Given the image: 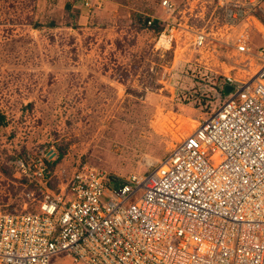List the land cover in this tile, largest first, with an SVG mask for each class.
Instances as JSON below:
<instances>
[{
	"label": "rangeland",
	"instance_id": "374dc122",
	"mask_svg": "<svg viewBox=\"0 0 264 264\" xmlns=\"http://www.w3.org/2000/svg\"><path fill=\"white\" fill-rule=\"evenodd\" d=\"M98 1L0 0L1 211H29L48 194L27 175L41 158L54 161L51 193L81 162L146 174L220 104L224 74H243L235 51L195 46L197 30L233 40L199 0H174L173 15L162 0ZM151 17L172 23L148 27Z\"/></svg>",
	"mask_w": 264,
	"mask_h": 264
},
{
	"label": "built area",
	"instance_id": "2783aa9c",
	"mask_svg": "<svg viewBox=\"0 0 264 264\" xmlns=\"http://www.w3.org/2000/svg\"><path fill=\"white\" fill-rule=\"evenodd\" d=\"M198 3L233 40L197 30L195 46L235 51L243 74H224L220 104L146 174L81 162L51 193L38 159L27 175L48 194L29 211L0 210V264H56L62 254L79 264H264V0ZM162 6L179 11L174 0Z\"/></svg>",
	"mask_w": 264,
	"mask_h": 264
},
{
	"label": "trees",
	"instance_id": "16d2710c",
	"mask_svg": "<svg viewBox=\"0 0 264 264\" xmlns=\"http://www.w3.org/2000/svg\"><path fill=\"white\" fill-rule=\"evenodd\" d=\"M146 21H147V19H146V20H143V23L146 24ZM5 123H6V115L3 114V113L0 111V125L5 124ZM46 163H47V168L50 169V166H53L54 161H50V160H49V161H46Z\"/></svg>",
	"mask_w": 264,
	"mask_h": 264
},
{
	"label": "water",
	"instance_id": "95a60500",
	"mask_svg": "<svg viewBox=\"0 0 264 264\" xmlns=\"http://www.w3.org/2000/svg\"><path fill=\"white\" fill-rule=\"evenodd\" d=\"M230 90H231V86H229V85L225 86V88H224L225 92H229Z\"/></svg>",
	"mask_w": 264,
	"mask_h": 264
},
{
	"label": "crops",
	"instance_id": "0c3cea01",
	"mask_svg": "<svg viewBox=\"0 0 264 264\" xmlns=\"http://www.w3.org/2000/svg\"><path fill=\"white\" fill-rule=\"evenodd\" d=\"M98 8V7H97Z\"/></svg>",
	"mask_w": 264,
	"mask_h": 264
}]
</instances>
